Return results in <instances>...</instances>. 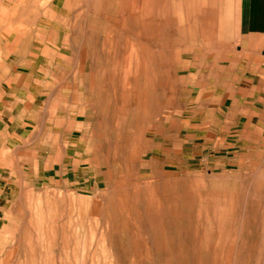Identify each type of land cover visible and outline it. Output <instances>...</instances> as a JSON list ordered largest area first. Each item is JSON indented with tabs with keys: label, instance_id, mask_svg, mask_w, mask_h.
I'll list each match as a JSON object with an SVG mask.
<instances>
[{
	"label": "rangeland",
	"instance_id": "1",
	"mask_svg": "<svg viewBox=\"0 0 264 264\" xmlns=\"http://www.w3.org/2000/svg\"><path fill=\"white\" fill-rule=\"evenodd\" d=\"M217 3L55 1L54 24L34 1L24 71L37 130L61 140L0 178V264H264V146L230 161V143L184 140L200 60L227 45Z\"/></svg>",
	"mask_w": 264,
	"mask_h": 264
},
{
	"label": "crops",
	"instance_id": "2",
	"mask_svg": "<svg viewBox=\"0 0 264 264\" xmlns=\"http://www.w3.org/2000/svg\"><path fill=\"white\" fill-rule=\"evenodd\" d=\"M34 1L0 0V178L8 184L5 177H14L20 162L32 159L21 154L28 144L33 152L37 140H61L51 127L37 130L36 99L43 84L24 71L35 66L27 48H35L42 31L33 22L42 13ZM49 1L48 15L60 23L63 14L53 3L69 0ZM217 5L218 30L228 34L227 45L200 60L190 90L194 98L184 111L189 114L184 127L195 135L184 140L230 143L223 154L235 161L241 145L264 146V0H218Z\"/></svg>",
	"mask_w": 264,
	"mask_h": 264
}]
</instances>
